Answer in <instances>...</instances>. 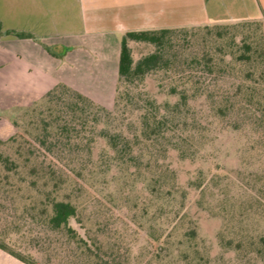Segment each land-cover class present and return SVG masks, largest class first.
Segmentation results:
<instances>
[{
  "label": "rangeland",
  "instance_id": "374dc122",
  "mask_svg": "<svg viewBox=\"0 0 264 264\" xmlns=\"http://www.w3.org/2000/svg\"><path fill=\"white\" fill-rule=\"evenodd\" d=\"M237 23H221L229 24L221 29L222 37L215 26L176 32L169 55L177 65L124 83L125 98L119 106L124 113L119 120H103L99 129L91 124L81 129L76 123L80 133H72L68 147H61L67 139L55 133L48 138L58 142L53 150L39 144L36 136L42 132L32 124L36 115L24 112L34 102L9 113L0 111L18 122L17 141H8L11 136L3 139L7 142L0 144V153L21 161V174L28 179L33 178L34 166L40 176L57 170L63 181L60 197L80 206L81 221L73 219L72 226L81 234L90 230L96 240L115 246L117 263L264 264V18ZM245 42L253 46V60L248 63L238 59ZM154 50L149 43L133 45L137 60ZM206 56H213L218 64L209 69ZM194 58L200 62L188 64ZM187 74L192 83L180 80ZM247 74L254 79L247 81ZM184 89L190 94L188 105H180L174 129L167 133L175 147L157 155L159 159L149 167H144L146 161L140 168L100 165L99 160L113 152L107 139L98 135L100 128L120 129L132 136L147 99L156 100L169 115ZM246 93H254V99L249 101ZM112 97L100 95L101 104L113 110ZM11 128L14 125L0 121L1 135ZM187 139L192 155H187ZM27 155L32 161L24 163ZM4 171L0 164V174ZM36 182L29 187L19 175L11 183L0 179V232L6 221L22 217L28 209L41 216L47 202L43 191L54 181ZM20 225L24 230L29 226L23 220ZM8 234L41 264H86L80 256L70 259L68 253H55L20 233Z\"/></svg>",
  "mask_w": 264,
  "mask_h": 264
},
{
  "label": "crops",
  "instance_id": "0c3cea01",
  "mask_svg": "<svg viewBox=\"0 0 264 264\" xmlns=\"http://www.w3.org/2000/svg\"><path fill=\"white\" fill-rule=\"evenodd\" d=\"M261 18L264 0H0V111L24 108L59 82L114 101L126 31ZM0 264L27 263L0 248Z\"/></svg>",
  "mask_w": 264,
  "mask_h": 264
},
{
  "label": "trees",
  "instance_id": "16d2710c",
  "mask_svg": "<svg viewBox=\"0 0 264 264\" xmlns=\"http://www.w3.org/2000/svg\"><path fill=\"white\" fill-rule=\"evenodd\" d=\"M246 23H249V20L238 21L237 24L245 25ZM202 26H215L218 28V36L222 37L223 32L221 29H227L229 24ZM192 27L129 30L122 35L118 79L114 98L115 108L113 110L64 82L57 83L38 101L34 102L33 106L26 107L24 111L25 114H31L32 112L36 115L34 120H32V124L42 132V134L39 133L36 136L39 144L49 150H53L58 142H49L48 138L50 134L55 133L67 139V142L61 147H68L70 145L72 133H80L79 130L76 131L74 126L76 123L81 125V129H84V127L89 124L92 125L93 129H99L98 127L103 120H106L107 123H109V121L119 120V116L124 113V111L119 108L120 101L125 98V92L121 90L122 85L134 81L136 78H142L148 72L158 69H167L171 67L172 64L175 65L176 62H174L169 55L171 52L170 49L174 46V34L180 30ZM16 35L23 38L30 37V34L24 32H18ZM137 42L152 44L155 46V50L137 60L133 53V45ZM244 47L245 52L241 53L238 59L246 63L252 62V43L245 42ZM205 59V64L209 69H212L214 65L216 66L218 64L213 56H206ZM199 62L200 60L194 58L188 64L192 65L193 63ZM184 63L185 62H181L180 66L183 67ZM247 75V81L254 79L252 74ZM180 80L185 84L193 82V78L188 74L187 76H182ZM244 85L247 87V84H242L241 87ZM253 89L254 88L251 87V90ZM171 90L177 92L176 87H173ZM246 95L249 101H252L255 97L254 93H246ZM189 98L190 94L188 90L184 89L181 91L179 93L180 102L171 109L173 111H168L169 115L160 110L159 106L156 105V100L147 99L148 106L144 107L141 111L138 117V130L132 136L127 135L120 129L111 130L106 126L100 128V130H98V135L106 138L109 147L113 150L112 154L108 155L107 159L104 158L103 160H99L100 165L127 164L136 165L140 168V166L142 167L143 165L141 163L146 161V164L144 162V167L151 166L153 160L157 161L159 159H157V155L166 153L169 147H175L177 145L170 139H167V133L173 131L174 126L172 123L179 118L178 108L182 104L188 105ZM224 98L227 99L226 96ZM256 101L261 103L259 97ZM170 114H173L174 117L170 118ZM13 124L18 128L17 120H13ZM17 133L16 130L8 141H17ZM19 135L24 134L21 133ZM5 142L7 141L0 138V144H4ZM29 154L34 155V153L30 151ZM189 154H193V146L188 143L187 139V155ZM31 161L32 157L27 155L24 163H29ZM20 162L9 155L0 153V164L5 170L3 175L0 174L2 182L11 183L12 177L18 175L21 177V181L27 183L29 187L35 186L37 183L36 179L39 178L49 179L54 182L52 187L46 188L43 191L44 198L47 202L40 210V217L35 216V214L29 212L28 209V212L22 217L5 222V229L3 232H0V248L27 264H41L33 254H26L20 249L21 242L19 240L9 237V231H14L29 239L28 241L35 242L38 245L40 244L46 249L54 250L55 253L59 251L66 252L70 259L80 256L85 260L86 264H116L118 261V253L115 252L117 251L115 246H106L105 241L96 240L90 234V230L81 234L72 226L71 221L73 219L81 221L80 206L70 198L60 197L59 193L63 181L58 175V171L54 169L51 173H44L40 176L38 166H34V168H32L33 176H31L33 178L28 179L21 174L22 164ZM22 220L25 224H28L30 228L26 226L24 230L20 225ZM33 226L40 227L41 230L36 232ZM191 235L192 237L196 236L194 229L191 231ZM160 238L161 237L156 239ZM117 264L120 263L118 262Z\"/></svg>",
  "mask_w": 264,
  "mask_h": 264
}]
</instances>
